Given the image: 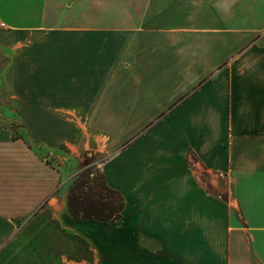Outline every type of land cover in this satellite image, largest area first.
I'll list each match as a JSON object with an SVG mask.
<instances>
[{
  "label": "crops",
  "instance_id": "0c3cea01",
  "mask_svg": "<svg viewBox=\"0 0 264 264\" xmlns=\"http://www.w3.org/2000/svg\"><path fill=\"white\" fill-rule=\"evenodd\" d=\"M0 17V264H264V0H0ZM16 113L47 148L108 155L119 220L72 217Z\"/></svg>",
  "mask_w": 264,
  "mask_h": 264
},
{
  "label": "rangeland",
  "instance_id": "374dc122",
  "mask_svg": "<svg viewBox=\"0 0 264 264\" xmlns=\"http://www.w3.org/2000/svg\"><path fill=\"white\" fill-rule=\"evenodd\" d=\"M66 118L72 122L75 121L81 126V129L87 128L85 122L80 120L82 123L80 124L79 118L75 117L73 114L66 116ZM13 119L15 121V129L18 137H25L31 144V148L35 150L36 154L44 159L50 167L58 171L62 180L54 195L58 200H62L66 203L69 211L68 196L75 183L79 179L83 180L85 178L84 180H94L100 177V175L103 174V166L109 159L108 155L102 151L96 152V148L91 142L86 145L75 146L73 149L67 145H62L58 148H47L41 143L35 142L36 140L32 138L24 128L18 113L13 115ZM87 133L89 134V132ZM99 142L105 143L106 140L100 137ZM204 177L206 178H204L203 182L208 186H211V183H214L217 180L216 177L210 175Z\"/></svg>",
  "mask_w": 264,
  "mask_h": 264
},
{
  "label": "trees",
  "instance_id": "16d2710c",
  "mask_svg": "<svg viewBox=\"0 0 264 264\" xmlns=\"http://www.w3.org/2000/svg\"><path fill=\"white\" fill-rule=\"evenodd\" d=\"M84 179L75 183L68 196V208L72 217L104 222L119 220L125 207L122 195L108 186L103 174L94 180Z\"/></svg>",
  "mask_w": 264,
  "mask_h": 264
},
{
  "label": "built area",
  "instance_id": "2783aa9c",
  "mask_svg": "<svg viewBox=\"0 0 264 264\" xmlns=\"http://www.w3.org/2000/svg\"><path fill=\"white\" fill-rule=\"evenodd\" d=\"M6 28H7V24L0 17V30L6 29Z\"/></svg>",
  "mask_w": 264,
  "mask_h": 264
}]
</instances>
